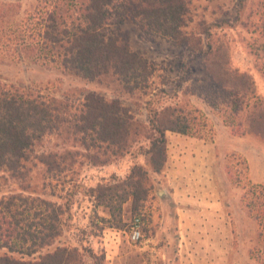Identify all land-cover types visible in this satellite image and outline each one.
<instances>
[{
    "label": "trees",
    "instance_id": "16d2710c",
    "mask_svg": "<svg viewBox=\"0 0 264 264\" xmlns=\"http://www.w3.org/2000/svg\"><path fill=\"white\" fill-rule=\"evenodd\" d=\"M194 1L40 0L23 15L20 6L0 3V62L32 60L86 82H110L130 97H149L145 124L118 99L93 92L61 98L0 81V264H104L103 251L56 244L66 209L53 199L55 189L63 191L60 184L85 163L105 166L143 140L145 165L91 190L96 205L109 211V219L98 221L120 227L124 204L131 202L137 218L151 175L166 165V133L187 135L198 120L196 110L178 101L156 106L158 92L166 96L181 84L172 87L163 63L130 48L114 25L118 19L186 48L196 59L197 84L214 98L231 132L264 141V95L234 65L218 27L197 18ZM246 1L234 11L232 28L250 35L245 45L264 77V8ZM243 199L264 231V188L250 187ZM259 253L256 259L264 264V251Z\"/></svg>",
    "mask_w": 264,
    "mask_h": 264
},
{
    "label": "rangeland",
    "instance_id": "374dc122",
    "mask_svg": "<svg viewBox=\"0 0 264 264\" xmlns=\"http://www.w3.org/2000/svg\"><path fill=\"white\" fill-rule=\"evenodd\" d=\"M39 1L0 3L20 6L17 12L23 15ZM246 2L264 8V0ZM240 3L196 0L193 10L197 18L218 27L217 34L229 42L234 65L250 75L256 92L264 95V77L245 45L250 35L232 28V15ZM114 25L133 51L165 65L172 87L181 84L174 90L168 88L166 96L158 92L156 106L178 101L196 110L198 120L187 135L166 133V165L160 174L151 175L149 195L137 218L132 215L131 202L124 204L120 227L98 221L109 219V211L96 205L91 190L113 182L114 177L124 178L135 164L145 165L143 140L129 154L113 158L105 166L85 163L77 175L67 176L58 187L63 191L54 188L53 199L66 209L64 230L56 244L103 251L104 264H259L256 258L264 251V231L245 208L243 195L252 186L264 188V141L253 134L231 132L214 98L202 93L197 84L200 73L196 59L186 48L147 36L126 19H118ZM0 81L61 98L93 92L107 100L118 99L136 119L147 123L145 102L149 97H130L110 82H86L32 60L0 62ZM59 194L61 199L56 197ZM135 220L142 236L137 243L129 237Z\"/></svg>",
    "mask_w": 264,
    "mask_h": 264
},
{
    "label": "built area",
    "instance_id": "2783aa9c",
    "mask_svg": "<svg viewBox=\"0 0 264 264\" xmlns=\"http://www.w3.org/2000/svg\"><path fill=\"white\" fill-rule=\"evenodd\" d=\"M130 240L133 243H137L140 241L141 239V232L139 229V224H138V220H135V224L133 225L131 232H130Z\"/></svg>",
    "mask_w": 264,
    "mask_h": 264
}]
</instances>
